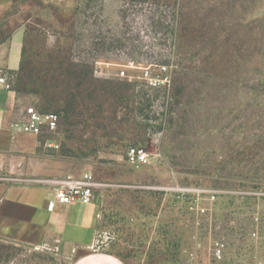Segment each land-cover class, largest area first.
Segmentation results:
<instances>
[{"label":"rangeland","instance_id":"rangeland-1","mask_svg":"<svg viewBox=\"0 0 264 264\" xmlns=\"http://www.w3.org/2000/svg\"><path fill=\"white\" fill-rule=\"evenodd\" d=\"M56 14L30 23L5 75L58 117L42 154L97 182L88 250L104 264H264V0H76ZM131 146L149 163H130ZM84 253L0 239V264Z\"/></svg>","mask_w":264,"mask_h":264},{"label":"crops","instance_id":"crops-1","mask_svg":"<svg viewBox=\"0 0 264 264\" xmlns=\"http://www.w3.org/2000/svg\"><path fill=\"white\" fill-rule=\"evenodd\" d=\"M20 1L0 0V72L4 74L19 65L30 23L36 17L41 23L54 22L56 7L68 8L76 0H37L35 5ZM27 107L8 81L0 82V239L32 247L56 242L67 253L83 248L82 264H104L107 255L88 250L101 222L97 197L90 203L55 202L54 210L47 208L60 182L84 171L69 160L42 154L41 135L25 132L19 125Z\"/></svg>","mask_w":264,"mask_h":264},{"label":"built area","instance_id":"built-area-1","mask_svg":"<svg viewBox=\"0 0 264 264\" xmlns=\"http://www.w3.org/2000/svg\"><path fill=\"white\" fill-rule=\"evenodd\" d=\"M7 81L6 75L0 72V82ZM26 118L19 125L28 133L41 135L45 131H53L58 126V117L53 113H41L34 106H28L25 110ZM127 159L134 165L149 163L150 153L143 147L131 146L127 150ZM97 182L93 174L84 171L78 178L62 180L55 191V200L48 202L47 208L55 209V202L63 205H71L77 202L90 203L94 200Z\"/></svg>","mask_w":264,"mask_h":264}]
</instances>
